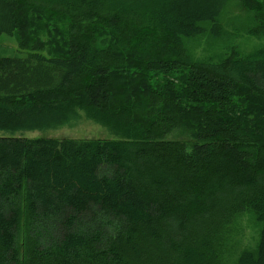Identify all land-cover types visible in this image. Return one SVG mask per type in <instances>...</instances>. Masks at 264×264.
Listing matches in <instances>:
<instances>
[{
	"label": "trees",
	"instance_id": "16d2710c",
	"mask_svg": "<svg viewBox=\"0 0 264 264\" xmlns=\"http://www.w3.org/2000/svg\"><path fill=\"white\" fill-rule=\"evenodd\" d=\"M36 1L0 0L19 45L0 47V264H264V48L214 62L185 45L233 0ZM237 1L264 37V0ZM35 12L56 22L49 53ZM80 112L115 139L14 136ZM249 211L260 243L232 260Z\"/></svg>",
	"mask_w": 264,
	"mask_h": 264
},
{
	"label": "rangeland",
	"instance_id": "374dc122",
	"mask_svg": "<svg viewBox=\"0 0 264 264\" xmlns=\"http://www.w3.org/2000/svg\"><path fill=\"white\" fill-rule=\"evenodd\" d=\"M33 1L38 4V1ZM41 16L42 18L40 19ZM43 16L47 17L44 13L35 12L34 14V18H37L35 23L38 27V37L46 43L47 52L49 53L53 50L50 40L55 39L59 42L60 39L57 31H55L54 24L56 22H44L48 19L43 18ZM253 23L251 11L240 1L233 0L222 13L217 31L212 29V25H208L203 34L185 39V45L192 57L197 61L216 62L235 57L237 54L248 56L256 50L264 48V37H255L249 34V27ZM58 24L61 25L60 22ZM56 27L60 30L62 29V26ZM0 47H9L11 51H17L19 50L18 40L16 37L2 36L0 38ZM3 136L11 135L0 132V137ZM14 136L26 139H69L77 141L115 139L104 126L88 120L83 112H80V119L74 126L55 130L17 133ZM169 139L189 142L184 135L180 134H174ZM262 227L263 222L254 211L246 212L236 220L232 226V234L229 241V253L232 260H236L244 251L255 252L257 250L261 239Z\"/></svg>",
	"mask_w": 264,
	"mask_h": 264
},
{
	"label": "bare ground",
	"instance_id": "6f19581e",
	"mask_svg": "<svg viewBox=\"0 0 264 264\" xmlns=\"http://www.w3.org/2000/svg\"><path fill=\"white\" fill-rule=\"evenodd\" d=\"M24 11V10H23ZM124 87V86H123ZM245 115V114H244ZM20 157V156H19ZM7 236V235H6ZM14 238V237H13ZM7 240V239H6ZM81 243V242H80ZM74 252V251H73Z\"/></svg>",
	"mask_w": 264,
	"mask_h": 264
}]
</instances>
